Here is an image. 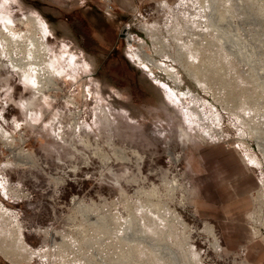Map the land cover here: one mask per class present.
I'll list each match as a JSON object with an SVG mask.
<instances>
[{"label":"rangeland","instance_id":"obj_1","mask_svg":"<svg viewBox=\"0 0 264 264\" xmlns=\"http://www.w3.org/2000/svg\"><path fill=\"white\" fill-rule=\"evenodd\" d=\"M78 1L0 0V264H254L200 212L201 159L258 176L264 248V0Z\"/></svg>","mask_w":264,"mask_h":264},{"label":"crops","instance_id":"obj_2","mask_svg":"<svg viewBox=\"0 0 264 264\" xmlns=\"http://www.w3.org/2000/svg\"><path fill=\"white\" fill-rule=\"evenodd\" d=\"M174 1L112 0L119 14L132 12L142 6L167 5ZM80 3L82 5H79V1L71 4L79 5L83 15L91 20L103 8L98 0H80ZM202 154L201 203L204 206H200V212L217 224L226 244L231 247L247 245L249 254L254 256L250 262L264 264V248L254 240L247 226L253 210L252 197L261 189L260 179L254 172L248 171L237 153L226 148L225 144L211 145Z\"/></svg>","mask_w":264,"mask_h":264},{"label":"trees","instance_id":"obj_3","mask_svg":"<svg viewBox=\"0 0 264 264\" xmlns=\"http://www.w3.org/2000/svg\"><path fill=\"white\" fill-rule=\"evenodd\" d=\"M69 24L74 34L77 36L80 47L83 50H88L92 46L96 45L90 25L79 12H76V10L73 11ZM115 50L116 49L112 51L111 56L115 54ZM114 71H116L117 74H120L123 70L119 73V69L116 68Z\"/></svg>","mask_w":264,"mask_h":264},{"label":"built area","instance_id":"obj_4","mask_svg":"<svg viewBox=\"0 0 264 264\" xmlns=\"http://www.w3.org/2000/svg\"><path fill=\"white\" fill-rule=\"evenodd\" d=\"M99 2L103 5V11L107 15H111L115 12L114 4L112 0H99Z\"/></svg>","mask_w":264,"mask_h":264},{"label":"bare ground","instance_id":"obj_5","mask_svg":"<svg viewBox=\"0 0 264 264\" xmlns=\"http://www.w3.org/2000/svg\"><path fill=\"white\" fill-rule=\"evenodd\" d=\"M27 20L32 21V20L29 19V18H28ZM32 22H33V21H32ZM35 36H36V35H35ZM37 37H38V36H37ZM31 38H32V37H31ZM9 39H10V38H9ZM130 39H132V38H131L129 35H127L126 40H127L128 42H130V41H132V40H130ZM35 40H36V38H35ZM33 41H34V40H33ZM36 42H38V41H36ZM132 42H133V41H132ZM16 46H17V45H16ZM39 47H41V45H40ZM37 49H38V47H37ZM23 50H24V49H23ZM41 51H42V50H41ZM34 52H35V51H34ZM45 52H46V50H45ZM35 54H36V53H35ZM37 55H38V54H37ZM10 57H11V56H10ZM40 60H41V59H40ZM142 61H144V60H142ZM11 62H12V61H11ZM144 62H145V61H144ZM13 63H16V62L13 61ZM13 63H12V64H13ZM22 63H23V62H22ZM145 63H146L147 65L150 66V65H152L154 62H152V63H150V64L147 63V62H145ZM31 64H32V63H31ZM26 65H27V64H26ZM20 66H21V65H20ZM31 66H32V65H31ZM35 66H36V65H35ZM37 67H39V66H37ZM16 69H17V68H16ZM40 70H41V69H40ZM40 70H39V71H40ZM40 78H41V77H40ZM43 78H44V77H43ZM39 88L42 90V87H41V86H40Z\"/></svg>","mask_w":264,"mask_h":264}]
</instances>
